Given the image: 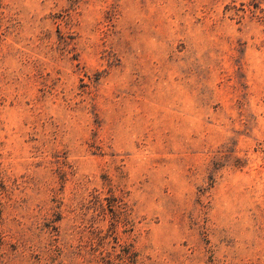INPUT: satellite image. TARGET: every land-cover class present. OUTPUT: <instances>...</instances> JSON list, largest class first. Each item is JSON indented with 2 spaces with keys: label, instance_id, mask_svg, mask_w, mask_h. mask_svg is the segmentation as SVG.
<instances>
[{
  "label": "rangeland",
  "instance_id": "1",
  "mask_svg": "<svg viewBox=\"0 0 264 264\" xmlns=\"http://www.w3.org/2000/svg\"><path fill=\"white\" fill-rule=\"evenodd\" d=\"M0 264H264V0H0Z\"/></svg>",
  "mask_w": 264,
  "mask_h": 264
}]
</instances>
